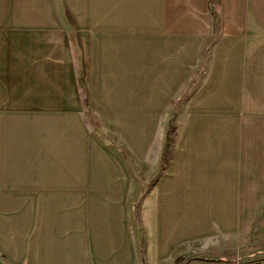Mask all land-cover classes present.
Wrapping results in <instances>:
<instances>
[{
    "label": "crops",
    "instance_id": "0c3cea01",
    "mask_svg": "<svg viewBox=\"0 0 264 264\" xmlns=\"http://www.w3.org/2000/svg\"><path fill=\"white\" fill-rule=\"evenodd\" d=\"M48 2L0 0L2 123L12 94H24L30 39L59 46L69 82L79 89V78L86 94L79 26L113 34L111 48L102 34L90 38L93 65L113 58L101 73L113 78L103 114L139 152L122 78L130 90L141 71L146 93L158 71V88L176 83L194 71L203 38L217 37L211 80L192 102L209 111L186 115L154 181L158 159L133 180L113 149H89L84 132V148L57 132L0 133V264H240L264 233V0H64L72 24L57 0L63 37Z\"/></svg>",
    "mask_w": 264,
    "mask_h": 264
},
{
    "label": "rangeland",
    "instance_id": "374dc122",
    "mask_svg": "<svg viewBox=\"0 0 264 264\" xmlns=\"http://www.w3.org/2000/svg\"><path fill=\"white\" fill-rule=\"evenodd\" d=\"M45 1H49L52 14L57 15V0ZM60 2L72 24L73 18L65 6L64 0H60ZM57 17L59 21L55 30L59 37H63L65 30L61 26L60 16L57 15ZM28 27L30 24H25V28ZM77 28V39L80 42V36H82L83 43H86L89 48L85 52V57L81 52V81L85 87L86 97H88V108L84 107L82 103L84 98L76 87L75 80L71 79L69 82L70 72L66 68L64 69L65 65L57 53L59 46H57L56 52L55 46L49 44L51 42H45V39L42 38L30 39L25 53L26 58L32 59L33 57V60L26 61L24 94L19 96V99L16 94H12L8 109L3 110L4 123L0 116V133L33 136V134L57 132L73 138L74 147L84 148L86 141L81 136V133L84 132L91 140L89 149L96 154L99 149H93L96 145L113 149L122 158L129 177L133 180L141 181L146 176L153 174L151 166L158 159L159 169L154 174L152 179L154 181L168 164L176 148L182 121L186 115L197 111H209L198 107L197 104L193 105L192 102L197 99V95L211 80V65L218 43L217 37L203 38L197 51V59L192 64L194 71H191L189 75L178 76L176 83L171 78L165 80V83L168 81L166 86L158 88L162 87L164 81L158 71L156 75L147 78L154 90L146 93L143 88L140 89V83L144 79L141 71L134 76V84L130 90L127 88L129 91L124 84L125 78H122L121 93L119 94L127 98V101L132 102V107L128 109V112L134 114V121H136L134 127H136V132L141 140L142 152H139V149L133 148L132 144L123 136L119 129L120 126H114L109 119L104 118L103 114L107 110L104 101L107 102L111 96L110 84L113 78L101 75V73L108 74L110 72V67L107 65L112 64L113 58L108 54L105 56L103 64L100 62L99 65L98 63L93 65L92 58L97 54L96 51L95 54L93 52L96 49L94 43L96 41H92L90 38L102 34L103 42L107 43L106 47L111 48L113 34L107 31H90L87 27L79 26ZM55 30L52 28V31ZM164 45L156 44L155 52L163 49ZM169 55L173 54H165L166 58ZM96 58L99 60V56ZM69 83L70 87L68 88ZM115 89L119 91V88L115 87ZM121 96L120 98L123 100ZM120 111H124V109H120ZM131 121L133 120L131 119ZM166 147L168 149L163 155L162 166L161 153ZM25 179L32 178L28 175V178ZM240 264H264V233L254 237V243Z\"/></svg>",
    "mask_w": 264,
    "mask_h": 264
},
{
    "label": "trees",
    "instance_id": "16d2710c",
    "mask_svg": "<svg viewBox=\"0 0 264 264\" xmlns=\"http://www.w3.org/2000/svg\"><path fill=\"white\" fill-rule=\"evenodd\" d=\"M78 84H79V89L81 91L83 89V86L81 85V82H80V79L79 78H78ZM82 95H83V98H84V100H83L82 103L84 104V107L88 108V102H87L86 94L85 93H82ZM167 149H168L167 147L164 148V151L162 152V158H161V164H162V166H163V155L166 153Z\"/></svg>",
    "mask_w": 264,
    "mask_h": 264
}]
</instances>
